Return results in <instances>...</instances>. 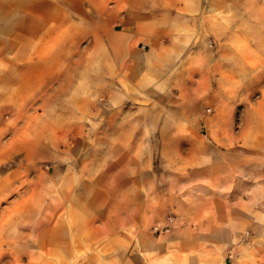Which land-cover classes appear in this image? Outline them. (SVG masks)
Returning <instances> with one entry per match:
<instances>
[{
    "label": "crops",
    "instance_id": "0c3cea01",
    "mask_svg": "<svg viewBox=\"0 0 264 264\" xmlns=\"http://www.w3.org/2000/svg\"><path fill=\"white\" fill-rule=\"evenodd\" d=\"M214 1L0 0V20L7 22L4 27L8 29L0 32V36H16L17 29H21L19 21H25L26 36L37 27L39 35L58 37L75 34L73 30L77 27L84 28L85 37L70 44V49L90 52V67L104 63L108 69L104 82H97L106 86L107 115L137 116V131L156 132V147L151 145L152 149L156 148V196L169 197L172 211L183 217L173 223L171 232L148 237L156 246L153 264H225L226 260L218 252V246H211V253L206 251L207 244H224V240L198 239L206 237L207 232L210 234L211 229H217L218 233L226 226L224 210L217 209L224 205L219 198L225 195L224 162L218 157L217 149L209 146V141L198 142L197 146H187L185 141L186 133L199 132L203 127L192 119L214 90V67L225 58L215 57L216 54L240 50L235 47L241 35L239 28L224 18L214 17ZM76 5H87V11L80 13ZM219 37L223 38L222 45ZM228 40L233 42L229 45L225 43ZM41 46L27 47L28 58L19 63L21 67L45 69L35 72L36 76L24 74L25 79H34L32 87L19 98L29 101L27 106L48 91L50 79L46 69L50 59ZM9 62L10 66L18 64L14 60ZM56 66L61 69L65 65L58 62ZM10 80L15 91L7 99L2 95L0 75V147L4 142L0 163L11 157V140L14 142L15 138H5L18 125L17 79L14 82L12 76ZM130 100L136 102L135 108L126 106ZM25 114L31 116V121L25 119L22 124L28 132L23 145L31 148L33 112ZM48 115H55L59 122L64 111L59 105L50 111L42 108L36 117L44 120ZM44 124L49 127L50 122ZM60 125L56 123V131L63 132V124ZM109 128L128 132L133 127L122 121ZM110 143L111 148L121 149L120 153L111 152V159L120 154V166L112 169L117 173L115 179H139L143 165L139 169L136 156L145 147L144 141L137 139L130 145L128 139H121ZM132 147L138 150L130 151ZM130 154L134 155V161L129 165L125 161ZM113 162L116 160L112 159ZM43 176L57 181V204L55 211L47 210L33 228L36 199L32 172L0 171V264H149L145 257L148 252L129 250L130 241L134 239L132 244L143 245L144 237L136 236L138 241L129 238L130 225L123 217L110 220L113 196L127 197L128 184L116 188L108 182L98 185V181L107 178L94 172H73L69 176L45 172ZM66 194L73 196L67 209ZM178 197H182L184 209L177 207ZM214 204L220 219L216 214L218 219H209ZM195 206L198 212L193 214ZM157 211H160L158 205L156 220L160 219ZM137 226L134 223L131 229ZM161 244L166 248L162 247L159 253Z\"/></svg>",
    "mask_w": 264,
    "mask_h": 264
},
{
    "label": "rangeland",
    "instance_id": "374dc122",
    "mask_svg": "<svg viewBox=\"0 0 264 264\" xmlns=\"http://www.w3.org/2000/svg\"><path fill=\"white\" fill-rule=\"evenodd\" d=\"M77 8L80 13L87 11V5ZM212 9L214 17L219 16L231 22L230 24L239 28L241 35L235 44L240 49L238 53L226 51L223 54L219 51L216 54L215 57L225 58L220 59L219 66L214 67V90L209 94L208 100L202 102L192 119L195 123L203 124V127L199 132L186 133L187 146H197L198 142L209 141V146L217 149L218 157L224 162L222 176L225 195L219 196L224 205L218 208L217 204L212 205L214 211L208 216L212 220L218 217L220 219L215 209L224 210L222 216L226 226L219 229L218 233L217 229H211L210 234L207 232L206 237L198 239L224 240V244H207L209 248L206 251L211 253L210 247L218 246V252L226 259L225 264H264V0H215ZM18 24L21 29H17L16 36H0L2 95L7 99L13 96L15 88L10 82V77L13 76L14 82L17 79L18 118L16 129L5 138H15L14 142L11 140V157L0 163V171L32 172L33 197L36 199L33 228L38 225L36 221L40 220L42 214L46 215L47 210L50 212L56 209L57 181L44 179L45 172H60L66 176L73 172H94L101 178H107V181H98V185L108 182L116 188L128 184L130 192L127 197L113 196L110 220L113 222L121 217L128 220L129 238L135 237L138 241L144 237L143 245L132 244L134 239L130 241L129 250L148 252L145 256L147 262L153 264L156 246L148 237L156 234L153 232L154 225L164 222L168 216H173L177 222L183 217L172 211L169 197L156 196V148L151 147L152 144L156 147V132L145 134L137 131V116L126 118L124 115H107L106 86L97 82H104L108 69L104 63L90 67V52H74L70 49V44L76 41L78 43L80 38L85 37L84 28L77 27L73 30L75 34L58 37L39 35L37 27L32 32L29 31L32 34L26 36L25 21H19ZM4 26H7V22L0 20L1 33L4 29L8 30ZM222 39L218 38L221 45ZM232 42L233 40H228L225 43L230 45ZM33 45H42V52L50 59V65L46 69L50 82L47 93L42 98L32 100L31 105L27 106L29 101L19 98L25 95L28 87H32L34 79H25L24 74L36 76L35 72L38 74L41 70L45 71L39 67L19 66L20 61L28 58L26 48ZM10 60L17 61V66H10ZM58 62L64 63V68H57ZM57 105L64 111L61 121L59 119L57 122L55 115H48V119L44 120L36 117L40 109L50 111L56 109ZM134 105L136 102L133 100L126 104L128 109L135 108ZM28 109L33 112L31 148L23 145L28 132L22 124L25 119L31 121V116L25 114L29 112ZM122 121L133 128L128 132L109 128L111 124ZM47 122H50L49 127L44 124ZM56 123L60 127V123L63 124V132L56 131ZM224 125L225 128H222ZM121 139H128L130 145L137 139L144 141L145 147L139 149L141 154L136 156L139 169L143 165L139 179H115L117 173L112 172V169L120 166V154L117 158H112L116 162L111 163V152L120 153L121 149L111 148L110 142ZM0 149L4 150V142ZM129 150L136 152L138 148L132 147ZM133 161L134 155L130 154L125 162L130 165ZM66 182L72 183L71 180ZM119 198L125 202L117 200ZM181 198H177V207L182 206L184 209L185 203ZM72 199V195H65L66 209L72 204ZM156 205L160 208L157 211L160 216L158 220ZM192 211L196 214L198 207L195 206ZM134 223L138 226L131 229ZM162 247L166 248L161 244L157 252L162 253ZM193 247L195 250L199 249L198 245L194 244Z\"/></svg>",
    "mask_w": 264,
    "mask_h": 264
},
{
    "label": "built area",
    "instance_id": "2783aa9c",
    "mask_svg": "<svg viewBox=\"0 0 264 264\" xmlns=\"http://www.w3.org/2000/svg\"><path fill=\"white\" fill-rule=\"evenodd\" d=\"M174 222L175 218L173 216H168L164 222L154 225L153 232L156 234L169 233Z\"/></svg>",
    "mask_w": 264,
    "mask_h": 264
}]
</instances>
